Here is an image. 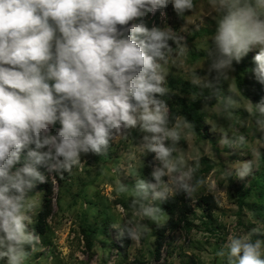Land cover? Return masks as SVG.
I'll use <instances>...</instances> for the list:
<instances>
[{
	"label": "clouds",
	"instance_id": "obj_1",
	"mask_svg": "<svg viewBox=\"0 0 264 264\" xmlns=\"http://www.w3.org/2000/svg\"><path fill=\"white\" fill-rule=\"evenodd\" d=\"M203 3L195 22L188 17L197 0H0V264H29L45 252L35 227L39 186L53 174L74 175L89 157L110 155L118 138L135 144L116 169L114 199L126 194V213L108 225L121 247L130 240L138 248L154 231L150 225H168L164 205L171 200L211 191L196 176L207 138L189 155L197 125L171 116L163 99L190 48L173 20L196 31L208 23L191 99L200 100L224 175L251 182L264 156V95L254 100L233 77L250 57L245 73L264 89V0ZM158 16L168 27L149 23ZM149 156L147 175L128 171ZM217 255L224 264H264V229L229 236Z\"/></svg>",
	"mask_w": 264,
	"mask_h": 264
},
{
	"label": "rangeland",
	"instance_id": "obj_2",
	"mask_svg": "<svg viewBox=\"0 0 264 264\" xmlns=\"http://www.w3.org/2000/svg\"><path fill=\"white\" fill-rule=\"evenodd\" d=\"M197 2L198 11L188 17L190 21L199 22L201 13L204 12L203 0ZM168 11L171 13V8ZM160 23L163 27H168L166 16H160ZM173 25L172 30L182 31L190 48L186 56L180 58L183 60L182 69L175 70L166 86L170 92L182 96L184 102L192 103L191 97L198 91L190 83L192 70L202 67L204 53L200 49L211 32L207 22L201 26L200 31H196L194 25L178 26L179 22L175 20ZM250 61L249 57L244 62L250 66ZM245 68L242 79L247 76ZM233 82L237 84L234 77ZM238 85L242 87L239 82ZM221 90L227 92L226 81L221 82ZM201 122L207 135L208 151L196 176L203 177L211 186V191L202 187L192 198L182 196V200L187 201L192 209L187 214L188 226L186 229L166 230L158 259L155 257L157 229L154 225H150L154 231L149 232L138 248L130 240L127 246L121 247L111 239L108 228L111 222L118 221L126 213L123 198L126 194H122L119 200L114 199V196L119 175L116 169L123 166L126 156L135 150L134 138L129 136L125 140L118 138L110 155L89 157L90 164H83L81 170L74 175H66L63 179L55 174L49 176L52 182L51 212L47 218V229L41 235L46 250L34 257L29 264H224L217 252L229 236L248 234L257 225L264 229V215L258 216L253 211L258 203L255 183L259 179L264 180V177L258 170L247 186L226 177L223 162L213 155L216 138L208 132L202 118ZM132 136L138 140L140 134L133 131ZM255 139L253 136L252 140ZM200 142H204V137L197 135L192 141L189 155L195 154ZM147 160L151 161V156ZM146 161L131 163L128 171L135 174L139 167L140 174L147 175L142 171ZM123 181L129 184L134 182L131 176L123 177ZM37 190H41L38 196L42 199L43 190ZM244 192L247 194L243 197L241 194ZM200 194H212L216 201L217 206L209 217L205 216L203 205H198ZM84 231L92 235L90 248L86 247Z\"/></svg>",
	"mask_w": 264,
	"mask_h": 264
},
{
	"label": "trees",
	"instance_id": "obj_3",
	"mask_svg": "<svg viewBox=\"0 0 264 264\" xmlns=\"http://www.w3.org/2000/svg\"><path fill=\"white\" fill-rule=\"evenodd\" d=\"M149 23H156L159 26L163 27L160 23V16L157 18L152 19L149 21ZM189 38V37H188ZM251 62V61H250ZM251 64V63H250ZM246 66H249V64H246L243 62L241 65L237 66L234 79L235 81L240 83L242 86L241 88H244L246 90V94H251L253 99H258L260 95H264V89L261 88L260 85L255 84L254 81L248 79V76H245L244 79L241 78ZM169 105L170 109V115L175 116H187L190 120H192L197 125V132L198 135L201 137H206V131L202 126L201 122V113H200V101H193L192 103L184 102V98L182 96H179L178 94H174L173 92H170V94L166 97H163ZM150 160H147L144 164V168H142V171H144L146 174L148 171H150L148 162ZM264 156L260 158V164L261 167L259 169V174L264 177ZM255 186H257L256 189V195L258 198V203H256V206L253 208V211L256 213V215H264V180L259 179ZM39 189L43 190V206L40 210L39 216L37 219V224L35 225L36 230L43 235L47 229V218L50 215L51 212V193H52V182L49 178L48 184H43L39 186ZM247 192L242 193L241 195H246ZM182 196L175 198L174 200H171L168 204L164 205L166 208V211L169 216V223L164 228L157 229L156 238H155V257L158 259L160 255V250L162 248L164 238H165V232L166 230L173 231L177 228L186 229L188 226L187 222V214L192 212V209L187 201L182 200ZM243 198H241L240 202L242 203ZM198 205L202 206L205 212V216L209 217L212 213V211L216 208L217 204L212 194H200L198 197ZM208 224L212 225L210 222H207ZM214 227V225H213ZM211 230L213 228L211 227ZM85 239V244L87 248H90L92 245V235L90 232H85L83 235ZM129 243V240H126L124 242V246H127Z\"/></svg>",
	"mask_w": 264,
	"mask_h": 264
}]
</instances>
